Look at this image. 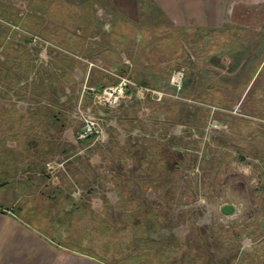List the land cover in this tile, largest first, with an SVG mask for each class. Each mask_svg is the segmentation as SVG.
<instances>
[{
  "label": "rangeland",
  "instance_id": "obj_1",
  "mask_svg": "<svg viewBox=\"0 0 264 264\" xmlns=\"http://www.w3.org/2000/svg\"><path fill=\"white\" fill-rule=\"evenodd\" d=\"M78 13L0 5V205L114 264H264V11L180 28L141 0L128 25L103 20L110 38L83 36ZM109 71L167 94L105 107L88 86ZM89 117L102 131L79 141Z\"/></svg>",
  "mask_w": 264,
  "mask_h": 264
},
{
  "label": "crops",
  "instance_id": "obj_2",
  "mask_svg": "<svg viewBox=\"0 0 264 264\" xmlns=\"http://www.w3.org/2000/svg\"><path fill=\"white\" fill-rule=\"evenodd\" d=\"M11 1L19 4L39 2V0H0V5L4 7ZM56 1L68 4L80 12L77 18L82 23L78 31L83 36L91 33L94 37L101 38L104 35L109 37L112 34V32L107 33L110 30L108 28L110 23H103V20H120L122 24L128 25L129 21L139 19V3L141 0ZM149 1L157 8L164 19L171 25L180 28L194 26L213 30H236L237 25L245 24L249 26V23H257L255 18L257 12L260 9L264 11V0ZM247 22L249 23L246 24ZM113 29H116L114 25L111 27V30ZM113 41L108 40L106 47H110ZM96 46L100 48L99 43ZM109 254L107 253V256ZM0 264L114 263L109 259L104 260L100 255L89 251L87 248L61 243L59 236L55 238L43 228L35 226L20 211L18 212L12 205L8 204L0 205Z\"/></svg>",
  "mask_w": 264,
  "mask_h": 264
},
{
  "label": "built area",
  "instance_id": "obj_3",
  "mask_svg": "<svg viewBox=\"0 0 264 264\" xmlns=\"http://www.w3.org/2000/svg\"><path fill=\"white\" fill-rule=\"evenodd\" d=\"M9 23L12 28H19L17 25ZM30 38V43L37 42V41H43L45 43V46L50 44L51 42L41 37L39 34L36 33H28ZM51 45V44H50ZM88 61V60H87ZM90 66L96 65L92 61H89ZM113 75L117 77L116 82L105 85L100 88H96L93 86H88V90L91 93L92 97L94 98V101L104 105L105 107H115L118 106L123 100H127L128 98L132 97L133 89H136L137 91H141L143 93H150L152 94L157 100L163 99L167 92L164 90H158L153 89L150 87L142 86L138 82L134 81L127 75H119L115 71H109ZM183 80H184V71L181 69H177L173 72V74L170 77V83L171 85L179 91L181 87L183 86ZM101 128L99 122L92 118H85V121L82 125V127L76 132V139L77 140H84L92 135H98L101 133Z\"/></svg>",
  "mask_w": 264,
  "mask_h": 264
},
{
  "label": "water",
  "instance_id": "obj_4",
  "mask_svg": "<svg viewBox=\"0 0 264 264\" xmlns=\"http://www.w3.org/2000/svg\"><path fill=\"white\" fill-rule=\"evenodd\" d=\"M221 211L223 212V213H231V212H233L234 211V205L233 204H228V203H226V204H224L222 207H221Z\"/></svg>",
  "mask_w": 264,
  "mask_h": 264
},
{
  "label": "trees",
  "instance_id": "obj_5",
  "mask_svg": "<svg viewBox=\"0 0 264 264\" xmlns=\"http://www.w3.org/2000/svg\"><path fill=\"white\" fill-rule=\"evenodd\" d=\"M183 84H185V85L187 84V82L185 81V79L183 80ZM102 87H103V86H102ZM92 136H94V135H92ZM92 136H90V137H92ZM90 137H88V138H90ZM88 138H87V139H88ZM84 140H86V139H84ZM79 141H83V140H79ZM121 200H123V199L121 198ZM124 205H125V203H124ZM127 208H128V207L125 205V206H124V209H123V214H127ZM125 209H126V210H125Z\"/></svg>",
  "mask_w": 264,
  "mask_h": 264
}]
</instances>
